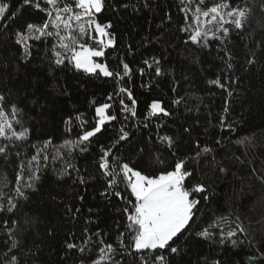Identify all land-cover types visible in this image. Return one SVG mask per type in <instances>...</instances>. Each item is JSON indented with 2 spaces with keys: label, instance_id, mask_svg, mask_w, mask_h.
Masks as SVG:
<instances>
[{
  "label": "snow or ice",
  "instance_id": "obj_1",
  "mask_svg": "<svg viewBox=\"0 0 264 264\" xmlns=\"http://www.w3.org/2000/svg\"><path fill=\"white\" fill-rule=\"evenodd\" d=\"M145 3L147 5V0ZM120 6L127 9L129 5L124 3ZM26 7L41 13L44 18L40 23L25 22L15 29L11 40L16 47L14 59L7 63V67H0V74H10L13 67L18 70L21 65L29 66L35 59L34 52L40 51L38 46H43L41 60L48 65L50 72H71L80 79L82 88L93 81L110 82L113 90L106 94L102 102L93 94V99L89 101L90 118L78 108H74L75 115L68 113L63 120L66 138L55 144L51 137L41 143H33L34 124L26 120L29 112L38 108L42 114L47 109L51 94L42 91L48 83L47 76L42 83L40 77L43 73H37L35 80L30 79L15 94L10 89H0V164L10 168L14 163L16 169L11 188L7 175L0 174V213H14L20 201L30 200L31 194L39 191L41 174L50 165L60 164L59 168L53 169L58 181L69 178L77 185L99 184L103 188L99 193L101 197L121 202V207L117 209L119 217L113 218L110 228H97L91 234L84 228L80 237L74 231L67 234L65 255L75 256L73 264H184V257L192 253L193 247L199 249L205 244L209 247L206 251L197 250L195 264H237L235 260L223 259L229 248L234 255L239 254L237 249L247 248V259L239 264H264V237L249 238L240 215H235L234 219L230 218L231 213L209 216L199 207L202 194L204 202L209 200L207 186L200 182L191 183L193 170L188 169L184 159L175 158V138L160 134L164 124L157 126L155 140L152 136L135 143L130 140L132 133L126 130L125 122L138 115V101L130 87L132 78L137 73L144 76L147 71L156 77L166 75L162 65L168 57L152 56L142 61V67L135 69L124 58H117L115 64L109 61L108 50L117 48L114 24L107 15L117 10L114 0H18L15 9L11 0H0L3 27H10L8 21L16 23L21 10ZM176 7L182 19L177 31L184 34L182 44L188 46L185 51L192 58V63H199V53L216 44L223 52L220 59L224 75H216L207 84L232 96L230 84L235 81L227 73L235 65L232 63L234 54L228 45L233 43V35L245 41L247 36L256 38L255 30H250L256 15L254 4L250 0H178ZM259 13L261 19L256 23L260 33L264 34V3L259 5ZM166 19L170 23L172 15L166 14ZM244 33L247 36L242 35ZM262 45L264 40L256 39V46L264 55ZM255 57L253 52L247 63L254 65ZM59 95L67 98L65 103L72 97L67 88H61ZM184 100V97H179L172 103L180 105ZM223 112H229L227 100ZM171 115L162 101L153 99L144 118L147 122L141 123L147 129L152 118ZM114 122L120 124L115 130V138L110 145H99V154L94 161L96 172L86 177L70 162L71 159L74 154L89 152L90 146ZM220 126L231 127L225 125L223 116ZM184 132L190 134L191 128H184ZM122 142L130 145L127 149L130 155L120 153V148L124 146ZM25 147L32 150L30 155L24 151ZM161 151L169 152L173 157L171 165L160 155L153 156V153ZM201 151L207 154L211 149L204 147L197 151L198 156ZM131 154L138 156L136 162H133ZM146 158L154 161L157 166L155 171L137 167ZM220 171L226 172L227 169L220 167ZM73 173H76L74 178ZM258 178L264 183V175ZM76 199L84 201L85 196L80 194ZM65 210L72 214L74 221L76 213L81 211L79 207L71 206H65ZM87 211L89 217L86 222L93 223L91 217L95 213L92 208ZM12 223L15 225L18 222ZM3 224L5 239L0 241V264H27V236L17 234L15 227H9L8 220H4Z\"/></svg>",
  "mask_w": 264,
  "mask_h": 264
},
{
  "label": "trees",
  "instance_id": "obj_2",
  "mask_svg": "<svg viewBox=\"0 0 264 264\" xmlns=\"http://www.w3.org/2000/svg\"><path fill=\"white\" fill-rule=\"evenodd\" d=\"M11 2L15 9L18 0ZM114 2L117 3V10L110 11L107 15L114 24L117 48L108 50L109 61L115 64L117 58H124L135 69L142 67V61L152 56L168 57L162 65L166 75L156 77L151 71H147L144 76L137 73L132 78L130 87L133 88L138 101V115L125 122L126 130L132 133L131 142L147 140L149 136L155 140L157 126L164 124L160 134L175 138V158L184 159L188 169L193 170L194 179L191 183L200 182L207 186L206 194L209 200L204 202L203 194L200 196L199 207L202 211L209 216L231 213V219L240 215L249 238L264 237V183L258 178L264 175V55L261 54V48L256 46V39L264 40V34L260 33L256 23L261 19L259 5L264 3V0H250L256 13L250 30H255L256 38L244 33L242 35L247 36L245 41L233 35V43L228 45L234 54L232 63L235 65L234 69L227 73L235 81L230 84V97L227 92L207 84V81L214 79L216 75H224V66L220 59L223 52L219 51L218 46L214 44L206 52H200V62L196 64L192 63V58L185 51L188 46L182 44L184 34L177 31L182 23L181 14L176 7L178 0H147V5L145 0ZM124 3L129 5L127 9L120 6ZM166 14L172 15L170 23ZM43 18L41 13L26 7L21 10L16 23L8 21L9 28H4L3 22H0V67H7V63L14 59L16 47L11 40L15 29L25 22L40 23ZM38 47L40 51L34 52L35 59L29 66L21 65L18 70L13 67L10 74H0V89H10L15 94L17 89L24 88L30 79L35 80L37 73H43L40 77L42 83L46 75L48 83L42 91L51 94L47 109L42 114L38 108L29 112L26 120L34 124L31 137L33 143H41L51 137L55 144H60L67 135L63 120L68 113L75 115L74 108H78L90 118L92 111L89 101L93 99V94L102 102L106 94L112 92V84L93 81L82 88L80 79L75 78L73 73L61 70L50 72L48 65L41 60L43 46ZM253 52L256 53V63L249 65L247 61L252 58ZM185 76L188 78L185 79ZM61 88H67L72 93L67 103L64 102L67 98L59 95ZM173 88L176 89L175 92L172 91ZM179 97H184V102L174 105L172 101ZM153 99L162 101L172 115L152 118L149 128L146 129L141 122H147L144 118L148 104ZM226 100L228 113L223 112ZM222 116L225 117V125H231L230 128L220 126ZM119 127L120 124L114 122L112 126H108L107 132L90 146L89 152L74 154L70 162L81 170V174L86 177L95 174L94 161L99 154V145H110L115 138V130ZM189 127L191 133H185L184 128ZM72 137H75V132ZM122 143L124 146L120 148V153L130 155L127 152L130 145ZM204 147L210 148L211 152L205 154L201 151L198 156L197 151ZM24 151L30 155L32 150L25 147ZM157 154L166 159L169 165L172 164L173 157L169 152L161 151L153 153V156ZM131 155L133 162H136L138 156ZM60 166L50 165L48 170L41 174L39 191L31 194L30 200L20 201L14 213H0V241L5 239L3 221L8 220L9 227H15L17 234L23 233L27 236V264H73L75 256L65 255L64 242L67 234L74 231L76 236L80 237L84 228L89 230V234L97 228L105 230L113 225V218L119 217L117 209L121 207L120 201L101 197L99 193L103 188L99 184L77 185L69 178L58 181L53 169ZM137 167L152 172L157 166L153 160L146 158L140 161ZM220 167L226 168L227 171L221 172ZM15 170L14 163L10 168L0 164V174L7 175L9 188L13 186ZM75 176L76 173H73V178ZM80 194L85 196L84 201L76 199ZM65 206L81 209L76 213L75 221L72 214L66 212ZM88 208H92L95 213L91 217L93 223L86 222L89 217ZM13 221L18 223L14 225ZM76 242L79 243L80 240ZM208 247L206 244L201 245L199 249L193 247L192 253L184 257V264H195L197 250L206 251ZM236 251L238 255H234L233 250L229 248L223 259L235 260L237 264L247 259V248Z\"/></svg>",
  "mask_w": 264,
  "mask_h": 264
}]
</instances>
